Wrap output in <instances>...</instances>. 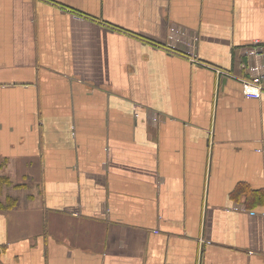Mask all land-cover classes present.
Masks as SVG:
<instances>
[{"label":"crops","instance_id":"obj_1","mask_svg":"<svg viewBox=\"0 0 264 264\" xmlns=\"http://www.w3.org/2000/svg\"><path fill=\"white\" fill-rule=\"evenodd\" d=\"M254 43L264 0H0V264H264Z\"/></svg>","mask_w":264,"mask_h":264},{"label":"built area","instance_id":"obj_2","mask_svg":"<svg viewBox=\"0 0 264 264\" xmlns=\"http://www.w3.org/2000/svg\"><path fill=\"white\" fill-rule=\"evenodd\" d=\"M247 49V50H246ZM245 51L247 56L258 57L264 53V48L260 43H254L252 46L246 48ZM245 70H249L251 73L252 69L250 64H244L242 66ZM262 69V68H261ZM243 83V94L246 97H259L260 94L264 93V71L260 70L257 73L251 75V79L242 80Z\"/></svg>","mask_w":264,"mask_h":264}]
</instances>
